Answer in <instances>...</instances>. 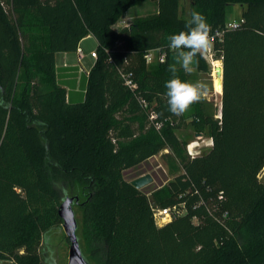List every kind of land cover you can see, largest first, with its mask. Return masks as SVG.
<instances>
[{
    "label": "trees",
    "instance_id": "obj_1",
    "mask_svg": "<svg viewBox=\"0 0 264 264\" xmlns=\"http://www.w3.org/2000/svg\"><path fill=\"white\" fill-rule=\"evenodd\" d=\"M144 1L0 0L1 261L42 264V243L63 224L58 210L70 195L79 198L78 235L92 264H264V0H189L191 13L223 31L215 42L220 117L201 104L190 116L167 110V38L185 31L191 15H181V0H153L156 12L114 27ZM232 4L244 18L234 29L226 28ZM88 35L98 56L76 98L56 55ZM154 48L166 51L164 61L146 60ZM190 117L213 140L195 156L178 134ZM163 152L173 179L148 194L125 178ZM179 202L183 215L156 222L155 208Z\"/></svg>",
    "mask_w": 264,
    "mask_h": 264
},
{
    "label": "rangeland",
    "instance_id": "obj_2",
    "mask_svg": "<svg viewBox=\"0 0 264 264\" xmlns=\"http://www.w3.org/2000/svg\"><path fill=\"white\" fill-rule=\"evenodd\" d=\"M243 7L238 4H232L228 9V21L233 19H239L242 16ZM157 11V4L153 0H145L141 4L131 7L121 19L114 22V27L120 29L128 26L138 16L146 15ZM180 13L185 18H189L191 15V4L189 0H181ZM87 46L97 45V39L92 36L84 43ZM94 50L97 51V48ZM205 57V56H204ZM97 57H89L84 54L83 58H79L78 52L72 62H67L68 65H80L83 72H89L91 66L95 63ZM208 64V70L202 71L197 66L194 67L192 73L187 74L188 82L201 81L208 87V96L205 100L193 104L186 112V116H190L198 104L203 105L206 112L215 114L216 117L221 116L223 88L219 91L218 79H217V66H222L223 61L221 58H215L213 63L209 58L205 57ZM60 61V60H59ZM66 64V62H64ZM62 63L61 65H64ZM60 64V62H59ZM188 126L179 129L178 134L188 140V148H193L195 153H202L208 151L212 146V139L205 131L198 132V127L195 123H190L192 118L189 119ZM195 146V148H194ZM168 151V150H166ZM151 174L153 181L142 188L143 191L150 194L154 189L164 185L169 180L176 176V172L171 169L169 161L167 160L165 153L156 154L146 161L142 162L136 167L127 169L124 171V176L127 180L139 177L144 174ZM260 180L264 182V168L260 173ZM79 216V214H77ZM82 246L87 255L90 256L87 250V245L82 238ZM69 249L70 242L65 233L63 224L59 227H55L48 233L47 238L42 243L41 258L42 264H69ZM85 253V252H84ZM85 253V254H86ZM87 256V257H88ZM0 264H13L11 262H5L0 260ZM96 264V263H95Z\"/></svg>",
    "mask_w": 264,
    "mask_h": 264
},
{
    "label": "clouds",
    "instance_id": "obj_3",
    "mask_svg": "<svg viewBox=\"0 0 264 264\" xmlns=\"http://www.w3.org/2000/svg\"><path fill=\"white\" fill-rule=\"evenodd\" d=\"M235 28L236 25H229ZM186 30L168 36V48L174 52L173 62L168 65L171 78L166 80L168 111L183 115L193 104L205 100L208 87L201 81L188 82L180 78L179 72L189 74L198 66L200 57L206 55L213 47L210 42L211 25L199 11H193L185 25Z\"/></svg>",
    "mask_w": 264,
    "mask_h": 264
},
{
    "label": "built area",
    "instance_id": "obj_4",
    "mask_svg": "<svg viewBox=\"0 0 264 264\" xmlns=\"http://www.w3.org/2000/svg\"><path fill=\"white\" fill-rule=\"evenodd\" d=\"M244 21L243 17H240L239 19H233L231 21H227L226 23V28H230L229 25L235 24L236 27H239L240 24ZM230 29H234V28H230ZM222 34L223 31L221 29H216L211 31L210 33V42L213 45L212 49L206 54L204 55L205 57L209 58L213 63H215V42L217 40H221L222 39ZM78 52V56L79 58H83L84 57V50L83 48L79 45L77 50ZM90 55L92 57H97V51L94 50L90 53ZM155 57H158L159 61H164L166 59V51L161 50L160 48H154L151 49L149 51H147V53L145 54V58L146 60L152 61ZM125 78V83L126 85H128L132 90H136L138 88V84L136 81H134L129 75H123ZM141 104L144 107H148V102L145 99H141ZM150 120H152L155 124V126L157 128H160L162 126V122L158 119V114L154 111L150 112ZM212 139V138H211ZM213 143V140H212ZM195 148V146H194ZM193 148H188L189 153L192 156L197 155V153H195L193 151ZM200 154V153H198ZM186 212V204L184 202H179L177 204H174L172 206H168V207H164V208H155L154 209V217L156 219V222L160 225L165 224L169 221H171L173 218H176L178 216L183 215Z\"/></svg>",
    "mask_w": 264,
    "mask_h": 264
},
{
    "label": "water",
    "instance_id": "obj_5",
    "mask_svg": "<svg viewBox=\"0 0 264 264\" xmlns=\"http://www.w3.org/2000/svg\"><path fill=\"white\" fill-rule=\"evenodd\" d=\"M217 78L219 85L223 88V68L217 66ZM153 181L151 174H144L131 180V183L139 189ZM78 196L66 195L63 197L59 206V215L63 219V227L70 242L69 264H92L84 253L80 237L78 235V219L74 209V203L78 201Z\"/></svg>",
    "mask_w": 264,
    "mask_h": 264
},
{
    "label": "crops",
    "instance_id": "obj_6",
    "mask_svg": "<svg viewBox=\"0 0 264 264\" xmlns=\"http://www.w3.org/2000/svg\"><path fill=\"white\" fill-rule=\"evenodd\" d=\"M92 35H88L85 37L81 42L80 46L83 48L85 54L89 55L91 58L92 56L90 53L94 51L95 48L98 46H87L85 45V41L89 38H91ZM75 52L77 56V51H72V52H58L56 55V62L57 66L60 68V72L64 73L66 76L64 77L66 80L71 81L73 86L67 85L70 91L74 92V96L76 98L81 97V95L85 92V85L82 86L84 77L88 75L87 72H83L80 68V65H68L67 62H72L75 57ZM60 60V61H59ZM60 62V64H59ZM66 62V64L64 63ZM64 63V65H61Z\"/></svg>",
    "mask_w": 264,
    "mask_h": 264
},
{
    "label": "bare ground",
    "instance_id": "obj_7",
    "mask_svg": "<svg viewBox=\"0 0 264 264\" xmlns=\"http://www.w3.org/2000/svg\"><path fill=\"white\" fill-rule=\"evenodd\" d=\"M218 79V78H217ZM218 82V85H219V79L217 80ZM221 89H222V87H220V85H219V91H221Z\"/></svg>",
    "mask_w": 264,
    "mask_h": 264
}]
</instances>
